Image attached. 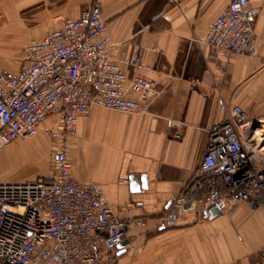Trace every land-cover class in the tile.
Masks as SVG:
<instances>
[{
	"label": "crops",
	"instance_id": "obj_1",
	"mask_svg": "<svg viewBox=\"0 0 264 264\" xmlns=\"http://www.w3.org/2000/svg\"><path fill=\"white\" fill-rule=\"evenodd\" d=\"M20 1L12 13L20 22L0 20V61L12 59L25 40L59 28L61 17L78 18L93 0ZM97 1L110 58L129 78L157 81L159 91L143 114L93 106L77 119L76 135L68 141L71 177L98 185L118 218L145 220L127 231L114 264H264V206L238 202L215 217L197 207L162 225L171 202L201 164L209 130L226 121L234 106L264 122V0H249L257 13L252 57L203 42L231 0ZM0 67L15 72L19 65ZM52 119L40 125L32 149L8 145L9 165L21 161L35 167ZM44 172L40 168L34 179ZM132 176L144 177L143 186L136 180L138 190L130 184ZM10 178L5 182L28 181Z\"/></svg>",
	"mask_w": 264,
	"mask_h": 264
},
{
	"label": "built area",
	"instance_id": "obj_2",
	"mask_svg": "<svg viewBox=\"0 0 264 264\" xmlns=\"http://www.w3.org/2000/svg\"><path fill=\"white\" fill-rule=\"evenodd\" d=\"M256 14L249 0H231L203 42L254 56ZM60 19L59 28L25 43L17 71L0 67V151L35 136L47 118L54 119L46 128L52 139L51 175L15 183L0 179V264H114L127 231L145 223L118 218L98 185L71 177L68 141L76 135L77 119L93 106L146 113L159 94L158 83L141 75L129 78L110 58L99 1L78 18ZM263 144L264 122L232 107L226 121L209 130L201 164L171 202L162 225L186 203L205 215L209 207L226 213L238 202L264 206Z\"/></svg>",
	"mask_w": 264,
	"mask_h": 264
},
{
	"label": "rangeland",
	"instance_id": "obj_3",
	"mask_svg": "<svg viewBox=\"0 0 264 264\" xmlns=\"http://www.w3.org/2000/svg\"><path fill=\"white\" fill-rule=\"evenodd\" d=\"M21 2L20 0H0V13L2 14V21L7 23H18L20 22V18H15L12 13L16 10L18 11L19 6L18 3ZM15 14V12H14ZM20 32H23L22 29ZM33 38H30L31 40ZM28 40H25V42ZM24 42V41H23ZM25 45V44H24ZM23 45V46H24ZM22 47V44H21ZM23 49V48H21ZM11 63L12 65L18 66L22 62V50L17 51V54L13 56L12 59L5 60L1 59L0 63ZM54 124V119L50 120L49 124L45 126L44 128V141L41 143V147L39 148V154L35 155V157L38 159V163H36L34 166H29L24 162L17 161L14 164H8V145L5 147L4 150H6L3 154L0 155V171L3 172L4 177L0 175V179L2 181H9L14 180L12 178L17 179H24V180H30L35 178V172L40 171V168L42 171L45 172L42 174V177L40 178H47L51 175V171L49 170V155H50V149H51V142L52 139L46 134V128L50 125ZM39 136V133H37L35 136L27 138V139H17L13 142H11L10 147L22 149V150H30L32 142L36 141ZM40 166V168H39ZM14 175V176H13ZM15 183V182H12Z\"/></svg>",
	"mask_w": 264,
	"mask_h": 264
},
{
	"label": "water",
	"instance_id": "obj_4",
	"mask_svg": "<svg viewBox=\"0 0 264 264\" xmlns=\"http://www.w3.org/2000/svg\"><path fill=\"white\" fill-rule=\"evenodd\" d=\"M136 180H139L140 182V185L139 186H143L142 183L144 182V177L143 176H132L130 177V184L133 188H135V190H138V186H137V181ZM144 184V183H143ZM191 209V204L190 203H186L184 206H183V210L187 211V210H190ZM209 215L211 217H215V216H218V215H221L222 212L218 211L217 209L215 208H212V207H209ZM127 244V242H121L119 245H118V248L119 249H122L125 245ZM123 252V251H122Z\"/></svg>",
	"mask_w": 264,
	"mask_h": 264
},
{
	"label": "bare ground",
	"instance_id": "obj_5",
	"mask_svg": "<svg viewBox=\"0 0 264 264\" xmlns=\"http://www.w3.org/2000/svg\"><path fill=\"white\" fill-rule=\"evenodd\" d=\"M255 52H256V50H255ZM261 149H264V144H263V146L261 147Z\"/></svg>",
	"mask_w": 264,
	"mask_h": 264
}]
</instances>
